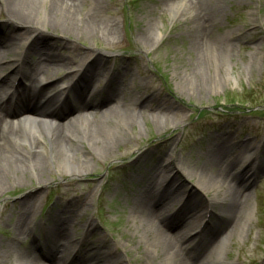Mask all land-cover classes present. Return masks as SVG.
Instances as JSON below:
<instances>
[{
	"label": "rangeland",
	"instance_id": "rangeland-1",
	"mask_svg": "<svg viewBox=\"0 0 264 264\" xmlns=\"http://www.w3.org/2000/svg\"><path fill=\"white\" fill-rule=\"evenodd\" d=\"M105 1L104 9L94 16L102 23L107 22L106 19L116 20L118 31L114 34L109 32V39L107 35L99 34L96 39L76 41L72 35L49 27L31 31L0 12L1 42L9 53V57L3 60L8 68L3 69L0 76V81L3 80L0 97L5 96L4 99L17 86L28 87V90L35 87L36 82L24 79L21 71L28 73L31 66L33 68L41 63L42 57L38 53L42 50H56L65 55L69 53L68 46L73 44L84 51L90 50L97 58L104 55L101 61L111 71L125 66L130 69L122 81L121 78L118 80L123 86L120 100L124 98L122 109L125 112L108 122V127L117 131L115 136L119 140L114 144L112 155L90 157L87 163L91 174L78 178L65 176L61 179L55 166L48 163L45 178L50 183L45 187L39 182L41 176L38 177L31 165L23 163L28 180L10 186L4 193L0 192V234L8 231L3 237L6 241L4 248L11 256L10 264L18 260L25 248L34 246L35 239L38 243L43 242L46 233L52 239L45 221L57 209L73 202L75 206H68L67 214L59 212L57 218L61 228H64L61 224L68 214L76 222L73 236L77 245L84 239L82 250H118L125 264H163L165 259L158 258L155 252L148 249L150 236L144 231L146 220L138 218L134 221L132 215L137 213L134 204L140 198L136 194L138 184L147 183L153 165L170 152L181 171L178 174L170 172L167 180L176 174L174 188L182 187L185 195L182 199L174 198L172 210L163 212L157 209L156 213L169 218L172 231L183 230L186 224L180 211L183 201L196 206V211H199L215 197L213 191L206 192L198 187V180L207 186L211 177L222 173L225 164L235 162L230 168L231 174L236 175L232 184L242 189L243 199L247 198L248 204L233 225L226 221L227 213H224L223 220V206L215 205L210 223L207 225L209 221L205 218L197 231L204 229L208 233L217 226L226 230L227 237L218 251L227 263L264 264V0H193L181 4L178 14L168 0ZM212 4L217 5L216 12L211 11ZM78 7L82 15L84 8L81 4ZM199 7L216 20L210 36L201 42L197 39V31L194 32L193 23ZM13 33L20 34V39L30 35L28 42L22 46V52L14 49L15 44L8 40ZM155 36L160 38L157 44L152 45L150 41ZM25 53L23 61L17 60ZM196 58H202L203 63L195 65ZM68 67L71 72L79 68L73 62ZM191 69H195L196 73ZM60 70L59 77H62ZM6 74L10 78L5 82ZM53 80L42 82L47 93L61 95V107L65 103L69 107L77 99L76 92L62 93L69 84L67 78ZM107 82L108 77L99 76L94 79V87L103 91ZM137 90L152 94L155 101L165 98L173 104L170 121L166 123L162 119L157 123L156 110L147 107L150 103L154 105L155 101L132 105ZM109 103L114 105V101ZM0 113L6 114L5 109H0ZM92 113L100 116L96 111ZM78 114L79 110L73 108L69 116L67 113L61 120L75 118ZM178 118L184 122L179 123ZM68 129L73 131V125ZM222 133L230 134L235 141H252L250 150L243 152L241 157L244 160L256 158L253 165L258 163L263 166L257 176L243 171L244 164L236 162V152L232 147L226 148L217 160L211 156L208 152V146L213 142L211 139ZM90 136L94 138L97 135ZM105 137L107 135H103L102 139ZM44 143H47L46 139ZM83 151L76 146L63 147V152L76 153L78 157ZM8 155L22 162L14 152L10 151ZM11 177L16 178L17 173ZM157 191L162 193L161 188ZM224 195L225 192L220 190L218 197ZM27 196L34 205L26 214L35 224L32 234L20 233L14 228V222L20 215L17 210ZM199 214L194 216L192 212L188 218H196ZM188 245V241L183 242L184 247ZM39 250L42 248L38 245L35 252ZM45 252L49 253L48 249ZM69 254L60 249L54 258H69L66 264H70L74 254L70 257ZM78 255L79 260L73 264H85V258L90 253L79 252ZM32 256L27 255L25 264L31 262ZM198 262H205L203 256ZM49 263L54 264L51 260Z\"/></svg>",
	"mask_w": 264,
	"mask_h": 264
},
{
	"label": "bare ground",
	"instance_id": "bare-ground-1",
	"mask_svg": "<svg viewBox=\"0 0 264 264\" xmlns=\"http://www.w3.org/2000/svg\"><path fill=\"white\" fill-rule=\"evenodd\" d=\"M168 1L171 8L178 14L181 4L192 2L193 0ZM105 2V0H0V12L5 13L10 20H14L17 24L31 31L43 30L49 27L59 29L65 35H72L76 41L96 39L99 34L107 35L109 39V32L114 34L118 31L116 20L106 19L108 21L102 23L99 19L97 21L94 16L96 13L98 14L99 10L104 9ZM78 4H81L84 8L82 15L78 9ZM211 11L216 12L217 5L212 4ZM206 14L207 12H203L201 7H199L197 8L195 18H193L194 32L197 31L199 42L210 36L212 28L216 25V20ZM2 37L0 33V76L5 68H8L3 60L9 57V53L2 45ZM20 37L21 35L18 33L8 36V40L15 44L14 49L18 52L23 51L22 46L28 42L30 35L24 39H20ZM159 38L160 36L153 37L154 40L150 41V43L152 45L157 44ZM75 48L78 47L73 44L68 46L69 53L65 55L60 54L56 50L51 52L42 50L38 53L42 57L41 63L35 64L33 68L31 66V70L28 73L21 71L24 79H32L36 82L35 87L28 90L26 89L28 87L20 88L17 86L14 90L12 89L6 99H4L5 96L0 97V109L4 108L6 113H0V192L4 193L10 189V186L19 185L28 180L26 170L22 165L23 163L31 165L38 174V177L41 176L39 182L44 184L45 187L50 183V180L45 178L48 174V163H52L55 166L61 179L65 176L78 178L91 174V169L87 163L90 157L103 158L104 155L108 156L114 153V144L117 141L119 142V140L115 136L117 131L109 128L108 122H111L118 115L123 116L125 112L122 109L123 96V100H120L123 86L118 80L121 78L122 81L130 69L128 66H125L111 71L101 61L104 55H99L100 57L97 58L90 50L84 51L80 48ZM29 50L30 47L27 49V52ZM25 55L27 53L17 58V60L23 61ZM68 58L71 62L78 64L79 68L72 72L69 71L68 66L71 62L67 60ZM202 61V58H196L195 65L203 63ZM26 63L24 64L26 65ZM59 70L63 73L62 77H59ZM191 71L196 73L195 69H191ZM16 72H18V69ZM99 76L108 77V82L103 91L94 87V79ZM9 78V75L6 74L4 81L6 82ZM54 78L55 80H59L60 78L68 79L69 84L64 88L62 93L66 91L76 92L77 99L69 107L65 103L62 108L60 105L61 95H49L42 84V82L53 80ZM2 84L3 80L0 81V90L3 86ZM12 86L14 85L12 84ZM101 92H103L102 97L98 99ZM133 99L132 105L138 103L145 104L147 100L151 102L155 101L152 94L149 95L139 90L136 91ZM111 101H114V105H110L109 102ZM102 103H105V105L102 106ZM147 107L156 110L157 116L155 117L157 123H160L162 119L166 123L169 122L170 110L174 111V105L169 103L165 98L162 100L156 99L154 105L150 103ZM64 108H66V112L63 111ZM73 108L79 110V114L75 118L62 121L61 119L66 117L67 113L69 116ZM91 108L99 109L90 110ZM92 111L98 112L100 116L94 115ZM143 117L145 118L144 115ZM178 121L179 123L184 122L183 119L179 118ZM70 125H73V131L68 129ZM102 134L107 135V138L102 139ZM90 135L97 136L93 138ZM230 137V134L227 133L213 137L211 139L213 142L208 146V152L217 160V156H220L226 148L232 147L233 151L236 152V162L244 164L243 171L247 175L257 176L263 166L258 163L253 165L256 163V158L252 157L244 160L241 157L243 152L250 150L252 141L250 139L235 141V139ZM44 139L47 140V143H44ZM83 144L86 146L84 147ZM64 145L83 148L84 151L78 157L76 153L63 152ZM10 151L17 154L22 162L9 156L8 153ZM234 163L225 164L224 168L221 169L222 173L219 172L216 177H211L207 186H204L198 180L197 186L206 192L213 191L215 197L209 199L199 211H196V206L184 200L180 211L183 212L186 224L181 231H172V224L169 222V218L162 217L156 213L157 209L163 212L164 210H172L174 198L180 197L182 199L185 195L182 187L174 188L176 174L167 180V175L170 172L176 171L178 174L181 171L173 153L170 152L164 157L161 156V159L151 168L147 183L142 184L140 182L138 184L136 194L140 195L139 199L141 200L138 199L134 205L139 216L137 213H133L132 217L134 221L138 218L146 220L147 226L144 228V231L146 235L150 236L147 242L148 249L155 252L158 258L165 259L163 264H172L173 262L179 264H199L198 260L202 256L205 260L203 264H232L225 262L221 251H218L227 237L225 234L226 230L219 226L215 230L209 229L208 233L204 229L199 231L197 229L205 218L209 219L207 225L210 223L212 209L217 204L223 206L221 209L223 220H225L224 213H227L226 221L231 223V225L234 224L241 210L248 204V199H243L242 189L232 184L236 175L231 174L230 168ZM14 173H17V177H13L12 179L11 175ZM157 187L161 188V194L158 193ZM220 190L225 192V195L221 198L218 197ZM28 199L29 196L22 201L17 210V213H20V215L17 216L14 222V228L20 231V233L32 234L35 224L33 225L30 222L26 214L30 207L34 208V205ZM70 205H64L63 208L57 209L56 213H52L51 217L45 221L44 225L49 227L52 239H49L47 233L45 234L44 241L41 243L36 242L34 238V246L25 248L26 250L19 254L18 260H15L13 264H25L28 254L33 255L29 264H50V260L54 264H66L69 258H54V254L60 249L69 252V257L72 253L74 254L70 264L79 260V252L90 253L85 258V264H95V261L103 262L102 264H125L124 260L121 259L123 255L118 250H82V246L85 245L84 239H81L78 245L75 243L73 228L76 222L70 219L69 214L61 224L64 228L60 227V219L57 218L59 212L67 214L66 208L68 206H75L74 202ZM192 212H194V216L197 213L200 214L196 218H193L194 216L188 218ZM210 225L212 227V224ZM5 233H8V231L5 230L3 234H0V264H10L11 256L9 251L4 248L6 241L3 236ZM185 241L189 242V245L186 247L183 246V242ZM38 245L42 248V251L36 253L35 250ZM45 249H48L49 253H46Z\"/></svg>",
	"mask_w": 264,
	"mask_h": 264
}]
</instances>
